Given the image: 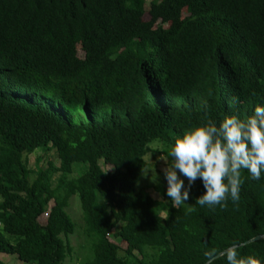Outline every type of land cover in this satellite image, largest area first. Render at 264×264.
Here are the masks:
<instances>
[{
    "label": "trees",
    "instance_id": "16d2710c",
    "mask_svg": "<svg viewBox=\"0 0 264 264\" xmlns=\"http://www.w3.org/2000/svg\"><path fill=\"white\" fill-rule=\"evenodd\" d=\"M156 2L154 29L146 0H0V253L63 264L77 195L92 240L81 264H203L205 249L232 245L264 264V239L251 241L264 235V173L241 170L240 198L223 209L195 204L199 179L175 208L142 184L154 143L167 152L205 119L264 104V0ZM37 150L59 165L31 168Z\"/></svg>",
    "mask_w": 264,
    "mask_h": 264
},
{
    "label": "clouds",
    "instance_id": "9594fccd",
    "mask_svg": "<svg viewBox=\"0 0 264 264\" xmlns=\"http://www.w3.org/2000/svg\"><path fill=\"white\" fill-rule=\"evenodd\" d=\"M158 159L164 162L165 195L173 208L188 201L197 179L204 192L195 198V204L225 208L228 200L240 198L241 170L252 180H259L264 173V104L243 118L232 114L218 122L205 119L175 139L167 155ZM202 256L203 264H216L221 256L226 264H261L251 255L239 254L235 245L222 252L205 249Z\"/></svg>",
    "mask_w": 264,
    "mask_h": 264
},
{
    "label": "rangeland",
    "instance_id": "374dc122",
    "mask_svg": "<svg viewBox=\"0 0 264 264\" xmlns=\"http://www.w3.org/2000/svg\"><path fill=\"white\" fill-rule=\"evenodd\" d=\"M157 3L158 2H156V0H146L145 12L142 16V20L145 23V25L149 28L155 29L160 24L159 20L154 19L153 11L156 9ZM184 15H186V10L183 11V16ZM78 50H79V56L83 57L84 53L81 51L80 47H78ZM120 115L123 116L122 114ZM111 117H112L111 114L104 111L103 113H99L96 119L98 121L101 119L108 120ZM68 118L75 126H78L80 123L87 121L82 112L74 113L69 111ZM153 149H154V153H150L146 156L147 165L145 166L142 174V184L143 186L146 187L145 188L146 191L154 199L164 200L168 202V199H164L155 190V187L160 184L167 187L166 181L164 180L163 174L161 172V168L164 162L158 159V157H160L161 155L166 156L167 152L163 148V146L159 143L158 144L154 143ZM28 159H29V166L33 169H36L37 167L46 166L48 160L53 161L56 165H59L60 163L55 151L53 150L51 151L37 150L36 152L29 155ZM100 163L104 171L108 172L112 170V166L105 164L103 161H101ZM80 173L81 171L75 168L73 176H78ZM139 185L140 182L138 186ZM52 205L53 202L50 203L49 209L51 208ZM48 211L45 212L43 215H41L39 218V221L42 224L46 223L48 217ZM66 212L75 222L76 229L75 232L73 234L68 235V237L62 236L65 243L69 242V244L73 249V251L71 252L70 255H68V257L66 258L63 264H81L85 259L92 258V240L85 235V223L82 218L83 212L81 209L79 197L77 195L71 198L69 206L66 208ZM164 216H165V212H161L160 218H163ZM116 242L120 244V246L125 248L126 245L123 241L117 240ZM0 259L5 264H28L18 259L17 255L15 254L0 253Z\"/></svg>",
    "mask_w": 264,
    "mask_h": 264
},
{
    "label": "water",
    "instance_id": "95a60500",
    "mask_svg": "<svg viewBox=\"0 0 264 264\" xmlns=\"http://www.w3.org/2000/svg\"><path fill=\"white\" fill-rule=\"evenodd\" d=\"M260 239H264V235L256 236V237L253 238L251 241L260 240ZM236 247H237V246H236Z\"/></svg>",
    "mask_w": 264,
    "mask_h": 264
}]
</instances>
